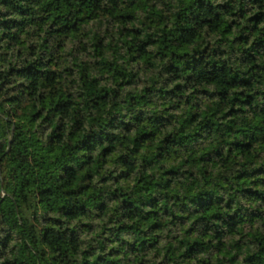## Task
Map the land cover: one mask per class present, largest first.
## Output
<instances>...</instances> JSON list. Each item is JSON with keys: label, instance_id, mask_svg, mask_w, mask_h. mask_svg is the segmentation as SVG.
Wrapping results in <instances>:
<instances>
[{"label": "trees", "instance_id": "trees-1", "mask_svg": "<svg viewBox=\"0 0 264 264\" xmlns=\"http://www.w3.org/2000/svg\"><path fill=\"white\" fill-rule=\"evenodd\" d=\"M0 264H264V0H0Z\"/></svg>", "mask_w": 264, "mask_h": 264}, {"label": "rangeland", "instance_id": "rangeland-1", "mask_svg": "<svg viewBox=\"0 0 264 264\" xmlns=\"http://www.w3.org/2000/svg\"><path fill=\"white\" fill-rule=\"evenodd\" d=\"M31 143H32V148L37 152L38 151V142H37V135L35 133H32V135H31ZM14 163L18 167H24V168H27L28 170L34 172L32 175H26L24 178L25 182L28 185L42 186L46 172L51 169L50 165L43 164V163L38 165L37 167H34L27 158L21 157L19 155L15 156Z\"/></svg>", "mask_w": 264, "mask_h": 264}, {"label": "water", "instance_id": "water-1", "mask_svg": "<svg viewBox=\"0 0 264 264\" xmlns=\"http://www.w3.org/2000/svg\"><path fill=\"white\" fill-rule=\"evenodd\" d=\"M12 132H13V130L11 131V135H10V139H9V145H10L11 138H12Z\"/></svg>", "mask_w": 264, "mask_h": 264}]
</instances>
